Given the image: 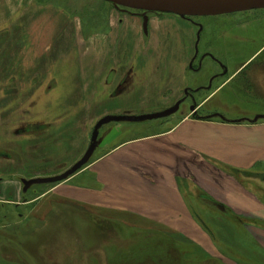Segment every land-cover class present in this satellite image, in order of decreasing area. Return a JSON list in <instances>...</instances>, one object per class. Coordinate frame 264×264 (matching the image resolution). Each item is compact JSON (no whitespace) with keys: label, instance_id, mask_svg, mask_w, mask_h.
Returning a JSON list of instances; mask_svg holds the SVG:
<instances>
[{"label":"rangeland","instance_id":"rangeland-1","mask_svg":"<svg viewBox=\"0 0 264 264\" xmlns=\"http://www.w3.org/2000/svg\"><path fill=\"white\" fill-rule=\"evenodd\" d=\"M145 13L150 18L147 32L142 25ZM192 54L198 56L188 69ZM250 57L254 60L250 69L264 65V8L183 18L105 0H0V178L10 187L3 196L4 207L0 204V261L69 264L72 261H65L73 252L98 247L101 253L91 255L89 264H196V247L188 239L130 236L120 228L117 237L111 229L103 232L100 222H92L77 204L61 196L44 197L41 211L33 200L80 175L118 139L169 127L190 112L194 98L199 102L216 88L218 81L208 90L193 93L194 98L185 92L191 93L201 81L207 84L211 67L224 72L228 66L233 71ZM134 58L139 67H148L147 75H156L163 79L162 85H168L166 100L141 99L146 89L159 88L153 80L152 86L120 95L133 100L134 108L114 111L119 100L110 98L116 92L109 94L120 78L113 72L125 73ZM202 59L206 60L201 70L193 72ZM181 64L184 69L177 66ZM176 89H183L179 95L184 93L186 99L174 105L173 113L158 119L113 121L103 125L92 140L93 129L103 117L115 112L163 111L176 100ZM256 95L248 100L245 92L226 87L208 99L199 113L219 109L230 118L243 110H262L260 93ZM110 125L114 134L105 135ZM86 156L85 165L73 171ZM225 175L237 179L229 169ZM185 185L196 194L189 183ZM24 200L26 205L16 206L15 202ZM202 203L204 224L220 233L219 241L225 242V231L240 233V226L226 220L224 205L209 211V204ZM200 260L199 264H216L203 255ZM250 264H264V260H250Z\"/></svg>","mask_w":264,"mask_h":264},{"label":"crops","instance_id":"crops-1","mask_svg":"<svg viewBox=\"0 0 264 264\" xmlns=\"http://www.w3.org/2000/svg\"><path fill=\"white\" fill-rule=\"evenodd\" d=\"M178 41L177 46L180 47L182 41ZM197 56L191 55L186 68L194 67ZM251 58L233 71L228 66L224 72L211 67L207 71L211 74L207 84L201 81L191 93L185 92L194 98L193 93L208 90L218 81L216 88L199 102L194 98L195 105L190 112L180 116L167 128L120 138L106 146L80 175L37 196L33 206L41 211L44 197L61 196L65 201L77 204L80 212L92 222H100L103 232L111 229L114 236L119 237L120 228L130 236L188 239L196 247L193 254L196 264L201 263L202 255L205 260L208 257L210 262L216 264H250V260H264V65L250 69L254 62ZM205 60L202 59L201 66L192 69L193 72L198 73ZM133 61L134 65H130L125 73L122 74L121 69L113 72L120 78L109 94L116 92L110 98L119 100L113 106L114 111L134 108L133 100L120 98V95L141 90L138 88L143 86H152L153 80L157 81L159 88L146 89L141 99L156 97L166 100L169 87L166 83L162 85L163 79L147 75L148 67H139L135 58ZM177 66L184 69L182 64ZM142 75L147 77L145 83ZM127 86L129 89L125 90ZM226 87L245 92L248 100L256 99V93H260L263 109L243 110L230 118L219 109L200 114L207 100ZM175 91L173 98H177L171 105L167 103L169 107L186 99L184 93L179 95L184 92L183 89ZM118 113L111 115H132ZM119 126L118 135H121L123 131ZM113 130L110 125L104 134H114L111 133ZM226 169L231 170L238 180L232 175H225ZM186 182L196 194L186 190ZM8 190V183L0 178V204L3 207L6 202L3 196L9 193ZM202 201L209 204V211L224 205L222 213L228 222L241 227L240 233L225 231V242L219 241L220 233L218 235L217 231L208 230L204 224L206 217L201 213ZM26 203L25 200L15 202L17 207ZM38 214L41 215V212ZM6 248L10 250L7 245ZM92 249L94 252L90 251ZM101 249L86 247V251L77 250L65 262L89 264L94 258L91 255L96 256Z\"/></svg>","mask_w":264,"mask_h":264},{"label":"water","instance_id":"water-1","mask_svg":"<svg viewBox=\"0 0 264 264\" xmlns=\"http://www.w3.org/2000/svg\"><path fill=\"white\" fill-rule=\"evenodd\" d=\"M117 6L132 9L166 12L187 16H207L264 8V0H105ZM148 27V16L144 15V29ZM176 111L175 107L167 108L160 112L146 115H109L98 121L92 132V140L97 136L98 130L105 124L122 119L139 121L143 119H158ZM88 160V156L82 158L73 168L78 171ZM57 181V179H55Z\"/></svg>","mask_w":264,"mask_h":264},{"label":"flooded vegetation","instance_id":"flooded-vegetation-1","mask_svg":"<svg viewBox=\"0 0 264 264\" xmlns=\"http://www.w3.org/2000/svg\"><path fill=\"white\" fill-rule=\"evenodd\" d=\"M144 15H148V14H147V13H145V14H143V15H142V17H143Z\"/></svg>","mask_w":264,"mask_h":264},{"label":"bare ground","instance_id":"bare-ground-1","mask_svg":"<svg viewBox=\"0 0 264 264\" xmlns=\"http://www.w3.org/2000/svg\"><path fill=\"white\" fill-rule=\"evenodd\" d=\"M183 18H187V17H183Z\"/></svg>","mask_w":264,"mask_h":264}]
</instances>
